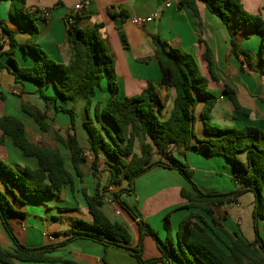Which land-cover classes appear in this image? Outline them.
<instances>
[{
	"label": "trees",
	"instance_id": "trees-1",
	"mask_svg": "<svg viewBox=\"0 0 264 264\" xmlns=\"http://www.w3.org/2000/svg\"><path fill=\"white\" fill-rule=\"evenodd\" d=\"M8 2V15L11 20L20 21L27 31L28 39L19 43L2 23H0V69L10 73L16 83L22 81L34 82L38 85L48 81L52 84L56 98L62 100H83L85 102V120L82 123L89 142L87 148L92 156L90 163L91 176L94 178L92 194L86 188H80L78 193L91 217V222L74 220L71 228L63 233V241L36 249H28L14 236L10 220L12 217L24 216L15 210L11 204L23 205L27 200H37L52 197L69 187L74 192V179L82 182L86 158L83 148L75 132V113L72 108L54 106L58 112L68 115L69 129L65 137L46 121V114L35 106L21 103V111L31 117L38 129L51 134L53 139L69 153V162L73 174L67 170L64 159L57 148L46 145H36L26 136L22 121L12 116H0V144L7 138L12 146L18 149L26 158H34L37 168L11 167L0 158V223L10 238L13 249L6 250L0 246V264H75L52 256L57 249L75 240H88L103 247H125L131 249L130 256L138 264H154L175 261L178 264H264V241L260 236L258 222L264 220V150L258 142H264V132L254 127L218 128L211 124L210 112L217 98L208 90V80L197 69L191 55L179 50L167 49L157 37L152 36L154 57L160 73V84L173 89L172 107L166 119L161 118L164 102L160 101L153 83L147 82L145 88L132 97H118L117 75L112 55L100 37L102 24H94L86 29L76 28L73 24L66 27L67 42L71 45L73 57L68 65L52 61L37 45L38 28L36 11L25 10L26 0H0ZM196 2H201L209 14L218 17L228 26L230 19L237 24L252 28L261 38L259 57L264 63V18L259 14L247 12L239 0H180V4L195 11ZM111 17L115 14L110 12ZM121 19L127 18L120 13ZM7 49L4 50V47ZM28 50L35 61L29 66H21L14 58V52ZM5 57L2 62L1 58ZM204 58L207 70L212 80L217 81L214 74L212 58L206 49ZM264 75V69L258 71ZM105 79L109 98L100 108L96 102L93 115L89 114L96 88H100ZM39 96L44 103L49 100L43 91ZM222 94L232 102L236 111L247 113L248 110L239 107L233 91L224 87ZM52 100H54L52 98ZM198 100L203 102L200 119L207 139L197 141L201 145L192 144L194 139V110ZM47 108V104H46ZM104 120L113 132L96 123ZM135 144L139 147V155L134 153ZM201 151L207 156H221L231 166L237 187L227 193H203L193 182V170L184 159L176 157L184 155L187 149ZM245 152V161L241 162L238 155ZM102 153L109 160L107 172L109 181L107 187L102 186L99 178L98 158ZM159 155L167 162L153 161ZM155 167L173 170L185 181L187 188H181L179 195L187 202L183 207L189 210H199L210 217L213 225L219 222L213 216L214 206L235 202L244 193L254 196L252 222L254 241L246 242L242 238H234L226 231L228 243L220 239L210 224L198 213H190L184 217L172 236L169 215L163 220L166 231L164 240H160L156 232L140 221L133 210L120 199L123 192L134 191L135 180ZM126 183V188L112 193L117 208L125 212L138 226L139 241L136 247H130L128 228L116 221H111L103 212L105 205V190L119 187ZM221 228V227H220ZM55 233L54 236H58ZM152 238L156 244L159 256L142 259V239ZM100 264H105L104 261Z\"/></svg>",
	"mask_w": 264,
	"mask_h": 264
},
{
	"label": "crops",
	"instance_id": "crops-1",
	"mask_svg": "<svg viewBox=\"0 0 264 264\" xmlns=\"http://www.w3.org/2000/svg\"><path fill=\"white\" fill-rule=\"evenodd\" d=\"M165 0H26L27 12L37 11L43 8L48 12L47 18L38 14L36 26L38 28V47L54 62L68 65L73 57L71 45L67 42L65 18L71 15L73 25L79 29H86L94 24H102L100 37L109 50L115 64L117 86L120 99L139 94L147 82L154 84L161 102V118L166 119L172 107L174 91L160 84V73L157 61L154 57L152 36H157L167 49L179 50L192 56L200 74L208 80V90L216 98V103L210 112L211 124L218 128L254 127L264 132V75L259 70L264 69V63L260 61V36L252 29L241 26L232 18L228 26L221 20L208 13L201 2H196L195 11L180 4V0H172L169 8L164 7ZM243 8L252 14H259L264 18V0H239ZM86 3L82 11H75L74 6ZM8 2H0V23L3 24L19 43H25L28 39L27 31L20 21H14L8 15ZM110 12L115 17L110 16ZM120 13L127 18L121 19ZM158 14V17L143 27H137L130 22L132 18L144 19ZM7 46L4 47V50ZM206 49L212 58L214 74L217 81L211 79L204 58ZM14 58L21 66H29L34 63L35 57L26 50H16ZM5 61V57L1 58ZM247 68H243V67ZM224 87L233 91L239 107L248 110L247 113L236 111L230 99L222 94ZM39 90L43 91L49 100L46 103L40 98ZM45 90V91H44ZM222 96V99H220ZM52 98L54 100H52ZM109 98V91L105 85L100 86V91L95 94L89 114L93 115V107L100 102V108ZM37 107L46 114V121L61 137L69 129V118L56 111L54 106L66 109L72 108L75 113V134L80 145L89 153L87 134L82 127L85 120V102L83 100H62L56 98L52 84L48 81L38 85L34 82L22 81L16 83L14 77L4 69H0V116H12L23 122L28 140L36 145H44L48 134L41 132L33 119L21 111V103ZM47 104V108H46ZM203 102L198 100L194 110V139L192 144L201 145L197 141L206 140L207 136L200 119ZM68 116V115H67ZM96 125H105L113 130L106 121L100 119ZM2 133L0 132V138ZM56 142V141H55ZM46 143V142H45ZM57 148L65 162L68 171L73 174L69 162V153L57 142ZM258 146L264 150V142H258ZM134 153L139 155V147L134 146ZM193 170V182L203 193L217 192L227 193L234 190L237 184L229 163L221 156H207L199 150L187 149L183 156ZM92 157V156H91ZM0 158L9 166L29 167L36 169L37 162L34 158H26L16 149L7 138L0 144ZM159 155L153 157L158 161ZM241 162L245 161V152L238 155ZM167 162L166 158H160ZM92 161V158L90 159ZM91 163V162H90ZM89 160L84 165V177L80 183L74 179V192L69 187H64L57 195L37 200H27L23 205L15 204L18 212H23L25 206L45 207L43 217H36L41 227H34V233L29 232L28 218L25 213L22 218L12 217L10 220L13 231H23L22 242L28 249H36L63 241V233L70 230L74 220L91 222V217L77 190L86 188L88 194H92L94 178L91 176ZM109 160L100 153L98 158L99 178L102 186L106 187L109 181L107 164ZM0 186L3 182L0 180ZM116 191L126 188L123 182L119 187L110 186L108 190ZM187 188L182 177L173 170L155 167L139 176L134 182L133 193L123 192L120 199L125 202L144 224L158 231L160 240H164L166 232L162 231L163 220L169 215L172 236L177 231L180 221L190 213L200 214L211 226L215 234L228 243V235L234 238H242L252 243L255 235L253 230L252 212L254 208V196L247 192L238 197L235 202L221 206H214L213 216L219 222L220 227L211 223L210 217L199 210H189L183 207L187 204L180 195V189ZM114 191V192H116ZM113 193V192H112ZM106 207L109 213L114 215L117 204L114 198L105 197ZM32 208V207H30ZM34 211H32L33 213ZM119 217L130 233V247H136L139 241L138 226L125 212L120 211ZM111 221L112 218L109 217ZM37 222V221H36ZM27 223V224H25ZM161 227V228H160ZM260 236L264 241V220L258 222ZM37 233H41L38 237ZM58 233V236H54ZM51 239H50V238ZM0 246L6 250H12L13 244L0 223ZM52 256L75 264H138L130 254L116 247H103L102 245L88 241L75 240L69 242L53 252ZM159 252L152 238L145 236L142 239V259L157 258ZM154 264H178L175 261H167Z\"/></svg>",
	"mask_w": 264,
	"mask_h": 264
},
{
	"label": "rangeland",
	"instance_id": "rangeland-1",
	"mask_svg": "<svg viewBox=\"0 0 264 264\" xmlns=\"http://www.w3.org/2000/svg\"><path fill=\"white\" fill-rule=\"evenodd\" d=\"M247 68V67H246ZM103 85H105V87L107 88V82H106V80L105 79H103L102 81H101V85L100 86H103ZM108 89V88H107ZM45 91V90H44ZM100 91V88H96V90H95V94H98V92ZM45 94V93H44ZM118 95H119V93H118ZM66 121L68 120V116L66 115ZM48 134V133H47ZM48 139L47 140H45L44 141V145L47 143V144H50L51 146H54L55 145V140L53 139V137H52V135L51 134H48ZM46 142V143H45ZM51 148H55V147H51ZM91 161L89 160V163H90ZM107 187V186H106ZM116 189L117 188H115L114 190H108V189H106L105 190V197L106 198H112V192H114V191H116ZM9 200H10V202H11V204L14 206L15 205V203H13V201L10 199V197H9ZM30 207H32V208H30ZM22 210H23V212L25 213V215H26V217L28 218V225H30V229H29V232H31V233H34V235H35V231H34V229H33V226L35 227H38V228H40L41 227V221H40V223H38L39 221H38V219L37 218H34V216H36V217H43V214H44V210H45V207H40L39 205H37V204H34L33 206H27L26 204H25V206L22 208ZM102 210H103V212L108 216V217H110V218H112V220H114V221H116V222H122V218L121 217H119V216H116V215H111V213H109V208L108 207H106V206H103V208H102ZM32 211H34L33 213H32ZM37 221V222H36ZM25 224H27V223H25ZM161 228V227H160ZM162 231H164V232H166L165 230H164V228H163V225H162ZM156 232V234L158 235V231L156 230L155 231ZM40 234L41 233H37V235H38V237H40ZM22 235H23V231L22 232H19V231H15L14 232V236L16 237V239L21 243L22 241L20 240V239H22ZM166 237V236H165ZM165 237H164V239H165Z\"/></svg>",
	"mask_w": 264,
	"mask_h": 264
},
{
	"label": "built area",
	"instance_id": "built-area-1",
	"mask_svg": "<svg viewBox=\"0 0 264 264\" xmlns=\"http://www.w3.org/2000/svg\"><path fill=\"white\" fill-rule=\"evenodd\" d=\"M171 1L172 0H165L164 1V7L165 8H169L171 6ZM86 7V3H79L77 5L74 6V10L75 11H82L84 10ZM42 18H47L48 17V12L43 9V8H39L36 11ZM158 17V14H153L151 17H147L144 19H139V18H132L130 19V22L137 26V27H143L145 24H148L150 22H152L154 19H156ZM73 23V19L71 17V15L67 16L65 18V25L66 27L71 25ZM243 68H246L245 66ZM220 99H222V96H220ZM84 156L86 159L90 160L91 159V155L89 153H84ZM107 202V200L105 201ZM108 203V202H107ZM114 215L118 216L120 215V210L115 209L114 211ZM50 238V237H49ZM51 239V238H50Z\"/></svg>",
	"mask_w": 264,
	"mask_h": 264
},
{
	"label": "water",
	"instance_id": "water-1",
	"mask_svg": "<svg viewBox=\"0 0 264 264\" xmlns=\"http://www.w3.org/2000/svg\"><path fill=\"white\" fill-rule=\"evenodd\" d=\"M119 249H122V250H124V251H126L128 253H131V249H129V248L119 247Z\"/></svg>",
	"mask_w": 264,
	"mask_h": 264
}]
</instances>
